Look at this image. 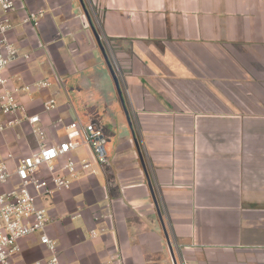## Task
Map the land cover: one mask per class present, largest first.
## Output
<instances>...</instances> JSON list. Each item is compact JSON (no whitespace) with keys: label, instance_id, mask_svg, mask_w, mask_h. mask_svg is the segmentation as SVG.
Masks as SVG:
<instances>
[{"label":"crops","instance_id":"0c3cea01","mask_svg":"<svg viewBox=\"0 0 264 264\" xmlns=\"http://www.w3.org/2000/svg\"><path fill=\"white\" fill-rule=\"evenodd\" d=\"M39 8V26L20 24ZM12 19L30 57L8 65L6 86L40 115L44 140L75 119L107 139V163L80 147L91 169L39 199L61 264H174L147 173L178 264H264V0H17ZM40 141L23 123L0 133V158ZM20 245L21 261L48 255L39 234Z\"/></svg>","mask_w":264,"mask_h":264},{"label":"built area","instance_id":"2783aa9c","mask_svg":"<svg viewBox=\"0 0 264 264\" xmlns=\"http://www.w3.org/2000/svg\"><path fill=\"white\" fill-rule=\"evenodd\" d=\"M16 2L0 0V133L28 123L41 141L38 148L28 154L8 153L5 158H0V264H61L58 241L46 232L51 219L49 210L39 203V199L71 188L82 172L91 169V160L76 156L80 147H88L100 164L107 163V139L99 125L75 119L66 125L64 139L47 143L44 140L45 130L39 125L40 115L32 114L19 100L18 88L6 86L5 70L8 65L20 57H30L29 54H21L9 38V33L15 27L12 13L16 9ZM45 14L43 8L29 10L20 19V24L39 26ZM50 86V79L45 78L24 89ZM55 107L56 99L52 97L46 102L45 109L49 111ZM101 217L110 218L111 214L105 213ZM90 232L91 236L98 234L96 229ZM34 234H39L48 255L32 263L19 260L22 250L20 240Z\"/></svg>","mask_w":264,"mask_h":264},{"label":"water","instance_id":"95a60500","mask_svg":"<svg viewBox=\"0 0 264 264\" xmlns=\"http://www.w3.org/2000/svg\"><path fill=\"white\" fill-rule=\"evenodd\" d=\"M81 1H83V0H81ZM85 12H86V14H88L87 13V10H85ZM92 30H93L94 35H95V37H96V39L98 41V44H99V46H100V48L102 50L103 57H104V60H105V62L107 64V66H108L109 72H110V74H111V76H112V78H113V80L115 82L116 89H117V92H118V94L120 96L121 104H122L123 109L125 111V114H126V117H127L128 122H129V125L133 128L132 120H131L129 111H128L127 106H126V102H125V99H124V96H123V92H122V88H121V85H120L119 78H118L116 72L114 71V69L112 67V63H111V61L109 59V56H108V54H107V52H106V50H105V48H104V46L102 44V40H101L100 34L98 33V31L96 30V28H95L94 25H92ZM62 82H63V85L66 86V81L65 80H62ZM135 142H137V141L135 140ZM141 156H142V154L140 155V157ZM141 161H142L143 167L145 169V172L147 173V168H146L145 163L143 161V157H141ZM147 176H148L149 186H150V189H151L153 198H154L155 203L157 205L158 215H159L160 221L162 223V227H163V230H164V234L166 236V240H167L168 246L170 248V252L172 254V258H173L174 264H178V261H177V258H176L175 252H174V247H173V244H172V242L170 240V236H169L168 230H167V228L165 226L162 212H161L160 208L158 207V202H157V198H156V195H155V191H154V188H153V185H152V182H151V179H150L148 173H147Z\"/></svg>","mask_w":264,"mask_h":264},{"label":"rangeland","instance_id":"374dc122","mask_svg":"<svg viewBox=\"0 0 264 264\" xmlns=\"http://www.w3.org/2000/svg\"><path fill=\"white\" fill-rule=\"evenodd\" d=\"M21 155V154H20Z\"/></svg>","mask_w":264,"mask_h":264}]
</instances>
